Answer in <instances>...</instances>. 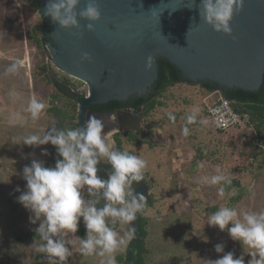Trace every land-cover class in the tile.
<instances>
[{
  "label": "rangeland",
  "instance_id": "obj_1",
  "mask_svg": "<svg viewBox=\"0 0 264 264\" xmlns=\"http://www.w3.org/2000/svg\"><path fill=\"white\" fill-rule=\"evenodd\" d=\"M39 22L41 17L33 10L30 0L22 6L17 5V0H0V169L13 170L12 174L0 176V264H49L46 255L38 251L39 242L19 240L23 233L33 232L38 223L31 224V213L17 202L20 192L16 189L26 190L22 170L31 161L19 160L14 164L12 154L20 146L12 144L13 137L22 139L33 133L43 135L59 120L47 113L52 106L48 102L54 88L37 72L39 60L47 65L48 76L50 69L55 68L47 59L43 60L28 41V32ZM23 43H26L24 48ZM25 59L29 60L30 72L22 67ZM17 62L18 71L9 73V66ZM56 74L58 78L63 75L57 71ZM74 80L73 83L80 84ZM28 84L47 107L38 120H32L28 114L27 121H20L17 108L21 104L25 106ZM211 96L200 85L176 84L158 99L160 106L144 118L143 135L133 134L136 139L132 143L126 136L118 138L125 151L147 163L145 182L153 201L144 211L149 219L148 264H205L206 260L221 257L222 254L215 251L217 244L225 245V253L233 252L239 257L243 254L240 242L233 241L227 229L221 231L209 226L208 217L215 208L221 207L236 208L240 212L264 211V158L251 159L253 142L241 137L245 128L219 132L214 127L207 107L221 95ZM61 99L57 108L70 114L72 109L69 108H74V103ZM12 111L15 112L13 115ZM193 113L196 122L188 124L187 116ZM185 127L188 128L187 135L183 132ZM24 147L26 153L34 152L48 160L47 167H54V161L59 158L53 156L49 145L35 149ZM44 148L49 155H41ZM221 174L231 181L237 180L243 188L239 203H232L237 196L235 189L228 192L227 184L209 183L212 176ZM220 187L224 188L223 197L218 195ZM119 227L118 231L123 235L127 226ZM203 237H207V242ZM66 239L72 241L69 244L72 255L65 264H101L103 258L97 255L80 254L79 242L74 235L69 234ZM128 245L116 253L117 264H121L118 258L126 254ZM249 259L251 257L245 255V264Z\"/></svg>",
  "mask_w": 264,
  "mask_h": 264
},
{
  "label": "clouds",
  "instance_id": "obj_2",
  "mask_svg": "<svg viewBox=\"0 0 264 264\" xmlns=\"http://www.w3.org/2000/svg\"><path fill=\"white\" fill-rule=\"evenodd\" d=\"M81 2L48 0L43 15L64 30H79V20L87 21V31L92 32L101 19L100 6L97 0H88L77 12ZM26 3L27 0H17L18 6ZM243 7L244 0H200L199 15L216 33L231 36V21ZM154 57V53L147 57V71L152 69ZM91 59L88 53L81 57L82 62H91ZM18 63L10 65L7 71L15 74ZM46 107L33 94L27 112L35 121ZM170 119L175 118L170 116ZM195 122V113L187 116L188 124ZM183 132L187 135L188 128ZM12 144L33 149L51 144L59 157L54 167H47L44 161L33 158L22 170L26 190L16 189L20 192L17 202L31 213L29 222L38 223L35 229L41 241L38 251L46 255L49 264H65L72 255L69 247L72 241L66 239L69 234L79 242L81 255H97L103 258L101 264H117L116 253L135 238L133 224L146 207L145 195L133 188L134 184L145 180L146 161L127 151L116 150L109 133L105 132L104 121L96 116H90L83 126L63 130L53 126L43 135L13 137ZM30 155L34 156V152ZM41 155H49L46 148ZM101 163L111 166L107 179L98 175ZM209 183L231 184V179L222 174L214 175ZM224 194V188L220 187L218 195L223 197ZM101 201L103 207H98ZM81 220L86 229L84 238L75 235ZM207 224L221 231L227 229L230 238L242 245L243 254L236 257L233 252L225 253V245L217 244L215 251L222 254L221 257L206 260L205 264H245V255L251 257L247 264H264V211L240 212L236 208L221 207L208 217ZM117 226H127L123 235ZM203 239L207 242V237Z\"/></svg>",
  "mask_w": 264,
  "mask_h": 264
},
{
  "label": "water",
  "instance_id": "obj_3",
  "mask_svg": "<svg viewBox=\"0 0 264 264\" xmlns=\"http://www.w3.org/2000/svg\"><path fill=\"white\" fill-rule=\"evenodd\" d=\"M38 3L41 26L48 38L40 54L55 68L49 73L54 90L78 104L77 126L86 124L90 116L107 123L108 115L87 111L89 106L146 95L158 79L157 57L176 67L181 82L213 84L224 99L229 90L256 92L263 84L264 0H244L243 10L231 21V36L216 33L200 19V0H97L101 19L92 32L87 31L84 20H79V30L59 28L43 15L48 0ZM87 3L82 0L77 12ZM84 53L91 56V62H82ZM153 53V67L147 71L146 60ZM56 71L84 83L87 93L66 85ZM143 111H125L120 127L105 129L110 141L115 133L143 135ZM55 127L64 128L60 121ZM52 151L57 157L54 146ZM100 167L98 175L107 179L111 166ZM133 187L145 195L146 209L152 198L145 180ZM103 204L101 201L98 207ZM140 221L138 215L128 256L141 240Z\"/></svg>",
  "mask_w": 264,
  "mask_h": 264
},
{
  "label": "trees",
  "instance_id": "obj_4",
  "mask_svg": "<svg viewBox=\"0 0 264 264\" xmlns=\"http://www.w3.org/2000/svg\"><path fill=\"white\" fill-rule=\"evenodd\" d=\"M30 5L32 6L34 11L38 10V6H39L38 0H30ZM28 33H29L28 41L29 42L31 41L34 48L40 52L41 49H43L46 46L45 36L43 33L41 22H39L37 26L35 25L34 27H32V29ZM38 64L39 65L37 72L39 73L40 76L43 77V79L47 82L49 86H52L48 76L47 65L44 64L42 60H39ZM157 64H158V79L153 86L151 96L144 95L142 97H139L138 95H134L131 96L127 101V103L124 104L126 108L128 107L133 110H136L138 108H143L144 109L143 114L145 118H147L150 114H152L155 111V109L158 106H160V104L158 103V99L163 94H165V92L169 88H172L176 84L181 83L177 69L174 65H172L166 60L160 59L159 57H157ZM66 85L69 84L67 83ZM200 86L207 92H210L212 96L214 95L219 96L213 84L205 82L202 83ZM155 92H157V95H154ZM61 98L62 96L53 89L51 99L48 102L49 105L51 104L52 106L49 107L47 113L50 115H54L56 118H58L59 119L58 121L61 122L64 129H71L77 127L76 126L78 120L77 104L74 103V108L72 107L69 108L72 109L70 114L64 113L61 109L57 108L59 104L58 103L59 100H62ZM80 99L82 100L83 97H80ZM218 99L216 101H218ZM227 99L234 103V108L239 114H248L250 117L249 125L245 127L246 130L242 132L243 134L241 135V137L243 139H248L253 142L254 147H253V154L251 159L255 161L258 158L260 159L264 158V149H263L264 148V79H263V84L258 91L245 92L239 89L229 90L227 92ZM121 105L123 104L118 102H109L107 103V105L89 106V109L96 112H108L121 108ZM247 131H250L249 134H246ZM122 136H126L129 139L130 143L134 142L133 139L135 138V136L130 132L123 135L122 134L115 135L114 140L117 145V150L125 151L122 148L121 141L118 140V138ZM140 142L141 141L138 140V143ZM263 164H264V159H263ZM225 189L228 192L231 189H235L237 196L232 199V203L234 204L240 202L242 198L243 188L239 185V182L237 180H232L231 184L225 185ZM216 209L217 208H215V212L218 210ZM148 221H149L148 217H146L145 212H143L140 221L141 240L137 245L133 247V249L130 252V256H128L129 246L133 243L134 240L130 241L126 254L123 257L120 256L118 258V261L121 264H148L147 258L150 254L147 248V240L150 235L149 231L147 230ZM118 229L119 226H117V230ZM76 235L81 238H84L86 235V229L84 227L82 220L79 224V230L76 233ZM19 240L21 241L35 240L41 243L39 234L34 231L33 232L27 231L23 233L21 237L19 236Z\"/></svg>",
  "mask_w": 264,
  "mask_h": 264
},
{
  "label": "built area",
  "instance_id": "obj_5",
  "mask_svg": "<svg viewBox=\"0 0 264 264\" xmlns=\"http://www.w3.org/2000/svg\"><path fill=\"white\" fill-rule=\"evenodd\" d=\"M22 67L26 68L27 71L30 72L28 59L23 61ZM207 113L211 118L214 127L219 132L245 128L250 122L248 114H239L234 108V103L222 97L207 107ZM37 227L38 226L33 229L34 232Z\"/></svg>",
  "mask_w": 264,
  "mask_h": 264
},
{
  "label": "flooded vegetation",
  "instance_id": "obj_6",
  "mask_svg": "<svg viewBox=\"0 0 264 264\" xmlns=\"http://www.w3.org/2000/svg\"><path fill=\"white\" fill-rule=\"evenodd\" d=\"M47 40H48V38L46 39L45 38V43H47ZM39 54H40V52H39ZM58 75V74H57ZM59 76V75H58ZM60 80H62L65 84H69L68 86H72V87H75L76 89H78V90H81V91H83V92H86L87 93V86L84 84V83H82V82H80V81H78L77 80V82H80V84H81V86H80V84L78 83H73L72 82V78H70V77H68V76H64V75H60ZM74 82H76L75 80H74ZM152 90H153V88L152 89H150L148 92H147V94L145 95V96H151V94H152ZM154 95H157V92H155L154 93ZM84 98V97H83ZM129 100V99H128ZM128 100H126L125 102H118V103H122L123 105H121V108H118V109H116V110H113V111H108V112H96V111H93V110H90L89 109V107L87 108V111H91V112H95V113H97V114H106V115H108V117L106 118V124H105V129H107V130H109V129H113V130H115L116 128H118V127H120L121 125H122V123H121V121H120V117H122V114L125 112V111H128V110H133V109H131V108H126L125 107V103H127V101ZM77 104V103H76ZM104 105H107V104H104ZM77 106H78V104H77ZM96 106H98V105H96ZM137 110V109H136ZM143 113H144V111H143ZM110 115V116H109ZM144 115V114H143ZM144 118H145V116H144ZM77 122H78V120H77ZM143 123V122H142ZM76 126H77V123H76ZM126 133H129V132H125V133H121V134H126ZM117 134H120V133H115L113 136H112V139L115 137V135H117ZM132 134H134V133H132ZM135 135V134H134ZM139 136H141V135H139ZM141 139V138H140ZM143 139V138H142ZM113 142H114V139L112 140ZM115 145H116V143L114 142V147H115ZM116 150H117V145H116ZM53 156H55L54 155V153H53ZM56 157V156H55ZM101 167L100 168H102L103 166L104 167H106V166H110V165H107V164H103V163H101V165H100ZM134 188V187H133ZM145 211V210H144Z\"/></svg>",
  "mask_w": 264,
  "mask_h": 264
},
{
  "label": "crops",
  "instance_id": "obj_7",
  "mask_svg": "<svg viewBox=\"0 0 264 264\" xmlns=\"http://www.w3.org/2000/svg\"><path fill=\"white\" fill-rule=\"evenodd\" d=\"M24 45H22L23 46V48L25 47V45H26V43H23ZM19 51V50H18ZM17 53H19V52H17ZM33 94H34V89L32 88V87H30L29 86V84H28V86H27V88H26V92H25V106H23L22 104L19 106V108H17V111H18V116H21L20 117V121H24V120H26L27 121V117L29 116L28 114V112H27V106H28V103H29V100H30V98L33 96ZM13 113H15L14 111H12V115H13ZM9 122H6L5 124H8ZM1 124V123H0ZM46 130V129H45ZM49 130V129H48ZM48 130H46V132L48 131ZM23 136H24V134H23ZM22 136V137H23ZM49 145V149H51L52 148V145L51 144H48ZM24 145H20L15 151H14V153H12L14 156H13V163L14 164H16V163H18L19 162V160H24V161H26V162H29V161H31L33 158H35V159H38V160H42V161H44V163H45V165H47V163H48V160H44L43 158H41L40 156H38L37 154H35L34 153V156H32V155H30L31 153H33V152H28V153H26L25 152V150H24ZM54 163H55V161H54ZM1 164V163H0ZM1 168H3V169H0L1 171H0V176H2V175H5V174H12L13 173V170L12 169H8L7 167H1ZM120 228V227H119Z\"/></svg>",
  "mask_w": 264,
  "mask_h": 264
}]
</instances>
